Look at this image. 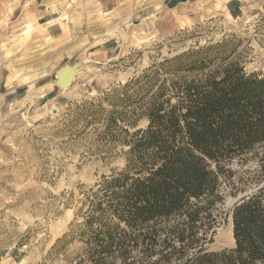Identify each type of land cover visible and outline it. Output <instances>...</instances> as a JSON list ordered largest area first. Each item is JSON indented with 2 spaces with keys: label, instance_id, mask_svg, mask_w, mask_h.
Masks as SVG:
<instances>
[{
  "label": "rangeland",
  "instance_id": "374dc122",
  "mask_svg": "<svg viewBox=\"0 0 264 264\" xmlns=\"http://www.w3.org/2000/svg\"><path fill=\"white\" fill-rule=\"evenodd\" d=\"M43 1L53 22L39 40L32 30L29 43L13 40L8 53L29 96L0 105V264H57L81 252L77 241L64 246L71 237L57 244L82 222L81 193L126 162L125 149L105 134L107 94L122 95L133 77L164 60L224 40L234 43L247 72L264 74V0H194L171 11L150 10L149 0ZM48 27H56L55 38ZM75 64L72 85L59 88L57 73ZM147 124L140 119L138 126ZM237 200L226 191L227 220L210 251L235 246Z\"/></svg>",
  "mask_w": 264,
  "mask_h": 264
},
{
  "label": "trees",
  "instance_id": "16d2710c",
  "mask_svg": "<svg viewBox=\"0 0 264 264\" xmlns=\"http://www.w3.org/2000/svg\"><path fill=\"white\" fill-rule=\"evenodd\" d=\"M147 73L107 94L105 134L125 166L81 193L82 222L57 242L81 252L57 264H264V74L247 72L229 40ZM226 191L244 195L235 246L210 251Z\"/></svg>",
  "mask_w": 264,
  "mask_h": 264
},
{
  "label": "crops",
  "instance_id": "0c3cea01",
  "mask_svg": "<svg viewBox=\"0 0 264 264\" xmlns=\"http://www.w3.org/2000/svg\"><path fill=\"white\" fill-rule=\"evenodd\" d=\"M190 1L194 0H149L148 7L153 11L179 10ZM44 5L43 0H0V105L17 102L29 96V84L18 83L13 70L12 58L8 53L13 50L11 44L13 40L18 41L23 36L21 44L29 43L26 35L29 30H32L33 40L41 39L40 36L46 31L44 26L54 20L52 14L45 12ZM235 5L236 3L230 5L232 11L236 10ZM172 20V16L169 15L164 24H170ZM55 28L49 29L48 27L54 38L56 37ZM47 40L49 41L50 38ZM39 89L41 88L36 89L37 94L40 92ZM47 92L51 95L55 92V88L47 89ZM44 98L45 95L39 97V99Z\"/></svg>",
  "mask_w": 264,
  "mask_h": 264
},
{
  "label": "water",
  "instance_id": "95a60500",
  "mask_svg": "<svg viewBox=\"0 0 264 264\" xmlns=\"http://www.w3.org/2000/svg\"><path fill=\"white\" fill-rule=\"evenodd\" d=\"M78 66H79L78 64H75L74 66H70V65L64 66L57 73L56 85L63 90L69 88L78 74V71H77ZM243 196L244 195H240L238 200L242 198Z\"/></svg>",
  "mask_w": 264,
  "mask_h": 264
}]
</instances>
